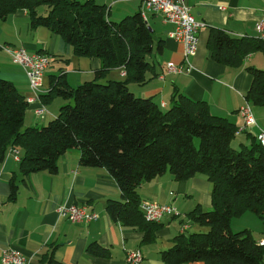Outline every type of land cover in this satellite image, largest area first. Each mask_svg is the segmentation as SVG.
I'll return each mask as SVG.
<instances>
[{
	"label": "trees",
	"instance_id": "obj_1",
	"mask_svg": "<svg viewBox=\"0 0 264 264\" xmlns=\"http://www.w3.org/2000/svg\"><path fill=\"white\" fill-rule=\"evenodd\" d=\"M18 9L27 12L31 28L46 27L62 37L74 55L98 58L101 66L92 80L76 87L64 77L51 81L49 95L66 102L42 126H24L29 102L13 82L0 76V163L14 148L22 175L54 173L59 157L78 149L82 165L106 168L120 189V199L106 203L108 216L141 230L145 243L154 240L160 223L145 219L138 186L167 171L177 181L201 174L212 183L211 208L198 204L187 216L208 229L175 236L173 245L160 252L162 261L262 264L264 246L248 228L232 231L230 222L252 212L264 226V147L252 138L250 144L234 148L236 127L211 114L204 100L176 92L163 109L130 91L128 83L145 82L146 71L153 67L154 45L156 52L162 49L141 10L112 20L107 7L95 0H0V19ZM206 47L217 63L238 67L250 53H264V39L236 37L211 27ZM118 67L125 79L101 81ZM248 70L251 83L244 98L250 106H264V69ZM16 190L12 178L11 199ZM86 252L109 256L97 242L88 244ZM47 259L48 264H63L51 253Z\"/></svg>",
	"mask_w": 264,
	"mask_h": 264
},
{
	"label": "crops",
	"instance_id": "obj_2",
	"mask_svg": "<svg viewBox=\"0 0 264 264\" xmlns=\"http://www.w3.org/2000/svg\"><path fill=\"white\" fill-rule=\"evenodd\" d=\"M183 1L190 6L194 19L205 24L199 30L197 50L189 57L191 68L186 73L167 72L165 68L169 61L184 64L183 45L169 36L173 29L171 23L144 8L141 0L98 1L107 7L112 20L141 10L156 35L154 40L161 42L160 52H156L154 45L153 67L146 71L145 82H129L128 88L136 96L152 99L163 109L171 105L176 92L194 100H204L211 114L226 118L236 127L232 146L248 145L260 130L264 131V106L251 105L255 124L245 129H241L243 118L238 109L246 103L244 94L251 83L248 67L264 69V53L252 52L240 66L230 67L214 61L206 43L211 27L221 28L236 37H258L255 27L263 13L264 0ZM3 45L22 46L28 52L44 53L50 58L37 93L40 97L29 103L24 126L45 125L66 102L60 96L49 95L52 80L56 82L58 77H64L70 86L76 87L92 80L101 66L98 58L74 55L71 46L46 27L31 28L27 12L18 9L0 19V76L13 82L27 99L35 93L29 87L24 70L12 62L3 51ZM125 78L123 69L118 67L110 70L101 81ZM40 105H44L45 112L36 115L34 109ZM79 157L78 149H68L59 157L54 173L39 171L24 176L19 172V162L8 150L0 163V264L6 248L19 251L29 264H48L50 253L63 264H129L126 256L132 250H140L143 264H167L162 261L160 252L173 245L175 236L200 232L206 227L187 216L198 204L204 210L211 208L212 184L203 175L177 181L167 171L138 186L140 201L172 203L178 210L177 214L164 217L154 240L145 243L141 230L113 221L105 210L108 200L120 199V189L111 174L104 167L82 165ZM12 178L17 185L13 199L9 197ZM61 204H83L98 217L88 222H70L58 216L56 209ZM184 224L187 228L181 231ZM242 228H248L255 241L264 237L261 222L253 228L240 226ZM92 242L107 249L109 256L89 255L86 247Z\"/></svg>",
	"mask_w": 264,
	"mask_h": 264
},
{
	"label": "built area",
	"instance_id": "obj_3",
	"mask_svg": "<svg viewBox=\"0 0 264 264\" xmlns=\"http://www.w3.org/2000/svg\"><path fill=\"white\" fill-rule=\"evenodd\" d=\"M144 8L160 15L165 21L173 25L169 36L176 42L183 45L184 64H175L171 61L166 63V71L172 73H186L190 71L191 64L189 57L195 55L198 46L199 30L205 25L203 22L196 21L191 14L190 6L183 0H141ZM145 19V16L142 12ZM258 37L264 39V10L256 24ZM2 49L10 56L13 63L18 64L25 72L30 89L35 96L27 100L32 103L38 96L39 87L42 85L44 72L49 65L50 58L48 55L39 52H28L24 47H12L3 45ZM125 75V71L123 70ZM36 115H42L45 112L44 105L34 109ZM243 118L241 129H245L255 124V119L251 112L249 103H244L238 109ZM257 141L264 147V131L260 130L256 136ZM13 154L15 161L19 162L20 155L17 149H9ZM1 206V203H0ZM143 211L144 217L148 221L160 222L166 216H173L178 213L176 206L172 203H160L153 200H141L139 204ZM56 212L60 218L70 222H88L97 219L95 212L88 211L83 204H61L57 207ZM187 225L181 226V231H185ZM258 245L264 246V237L256 241ZM126 261L129 264H143V256L140 250L127 252ZM2 264H29L22 254L14 248L3 249L1 254Z\"/></svg>",
	"mask_w": 264,
	"mask_h": 264
},
{
	"label": "rangeland",
	"instance_id": "obj_4",
	"mask_svg": "<svg viewBox=\"0 0 264 264\" xmlns=\"http://www.w3.org/2000/svg\"><path fill=\"white\" fill-rule=\"evenodd\" d=\"M97 3L98 1L95 0ZM156 35L154 34V37ZM4 51V50H3ZM5 52V51H4ZM6 53V52H5ZM7 54V53H6ZM29 84V83H28ZM212 184V183H211ZM260 223L259 218L253 214L252 212H246L245 214L241 215V216H235L231 219L230 222V228L232 231H237L240 230V226H251L252 228L255 226V224ZM207 227L203 228L200 232H206L207 231Z\"/></svg>",
	"mask_w": 264,
	"mask_h": 264
},
{
	"label": "water",
	"instance_id": "obj_5",
	"mask_svg": "<svg viewBox=\"0 0 264 264\" xmlns=\"http://www.w3.org/2000/svg\"><path fill=\"white\" fill-rule=\"evenodd\" d=\"M151 29V28H150Z\"/></svg>",
	"mask_w": 264,
	"mask_h": 264
}]
</instances>
